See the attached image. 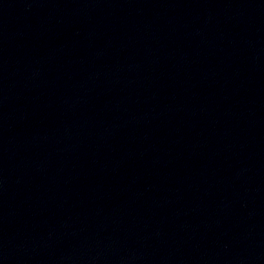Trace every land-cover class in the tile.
I'll return each mask as SVG.
<instances>
[{
  "label": "water",
  "instance_id": "obj_1",
  "mask_svg": "<svg viewBox=\"0 0 264 264\" xmlns=\"http://www.w3.org/2000/svg\"><path fill=\"white\" fill-rule=\"evenodd\" d=\"M264 44V0H203Z\"/></svg>",
  "mask_w": 264,
  "mask_h": 264
}]
</instances>
